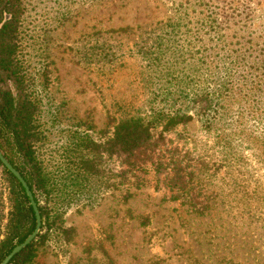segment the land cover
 <instances>
[{
    "label": "rangeland",
    "instance_id": "1",
    "mask_svg": "<svg viewBox=\"0 0 264 264\" xmlns=\"http://www.w3.org/2000/svg\"><path fill=\"white\" fill-rule=\"evenodd\" d=\"M186 1H191L190 6L197 3L22 1L18 59L27 82L25 89L39 101L43 139L35 145L38 159L43 169L66 163L75 169L81 158L94 157L97 164L96 174L83 172L87 199L67 208L60 227L42 229L29 264L264 262L262 50L245 51L248 59L241 73L245 72L247 79V101L240 135L239 127H234L236 106L232 111L230 176L223 171L216 177L200 175L191 162L197 179L177 191L171 187L169 171H156L147 162L145 172L137 171L130 179L133 187L127 189L133 196L125 203L122 196L126 187L122 190L118 186L123 168L120 161L104 155L97 159L86 142L82 143L88 138L101 144L108 117L117 120L124 112L141 109L145 104L149 107L155 98L145 88L150 84H162L168 93L172 92L166 103L175 101V107L184 101L181 91L194 94L198 90L200 80L196 74L203 64L196 58L207 49L212 53L209 47L217 43V36L203 27L206 22L201 18V8L196 7L188 16L183 14L180 5ZM255 29L261 33L259 49H264V26L257 24ZM256 55L263 63L252 64ZM256 82L262 91L256 92ZM161 93H157L158 99L164 98ZM158 148V160H183L182 167L189 158L209 162L222 158L213 136L201 131L195 119L166 135ZM239 166L242 172L237 173ZM107 177L108 188L104 186ZM0 190L7 191L1 173ZM175 195L177 198L172 199ZM39 199L49 209L58 201L43 195ZM197 202L209 205L203 217L193 213Z\"/></svg>",
    "mask_w": 264,
    "mask_h": 264
},
{
    "label": "trees",
    "instance_id": "2",
    "mask_svg": "<svg viewBox=\"0 0 264 264\" xmlns=\"http://www.w3.org/2000/svg\"><path fill=\"white\" fill-rule=\"evenodd\" d=\"M22 1L0 0V152L27 184L37 205L42 225L35 239L8 264L31 262L34 258L33 247L42 238V229L60 227L67 208L87 199L83 172L94 175L97 167L93 157L91 160L81 158L75 169L66 163L59 166L48 165V170L43 169L38 159L35 145L40 144L43 139L39 130V101L27 93V82L18 59L20 20L24 13ZM190 3L191 1H186L185 5H180L183 14L188 16L196 7L201 8V18L206 22L203 27L209 34L217 36V43L212 42L209 47L214 52L211 50L212 53H209L207 49L196 58L203 64L201 72L196 74V78L200 80L198 90L194 94L181 91L184 101L175 107V101L166 103L172 92L168 93L160 83L156 86L150 84L145 88L155 98L148 103L149 107L145 104L141 109L124 112L117 120L108 117L104 141L101 144H95L88 138L82 141L86 142L97 159L104 155L106 159L115 156L120 161L123 168L118 174V186L122 190L126 187L122 196L125 203L133 196L127 189L133 187L130 179L137 171L145 172L147 162L156 171L161 168L169 171L170 182H173L171 187L177 191L184 190L187 183L197 179L191 162L198 167L197 173L209 177H216L222 171L230 176L232 170L231 116L233 107L236 106L237 121H234V127H239L240 135L247 101L245 96L248 92L246 75L241 71L246 69V50L264 52V49H259L261 33L255 29L257 24L258 27L264 26V19H261L264 14V0H197L193 6ZM255 57L256 61L252 64L263 63L261 57ZM259 77L260 75H256V78ZM257 84L258 82L254 86L256 92L262 91L261 84ZM158 92H162L164 98L158 99ZM194 119L201 131L213 136L214 145L222 155L221 160L209 162L200 157L189 158L186 159L184 167L181 166L183 160L171 159L168 163L158 160L155 156H159L158 146L164 143L165 136L175 133L177 127L187 125ZM240 168L241 166L237 168V173L242 172ZM0 173L7 184L6 193L0 190L1 262L16 245L21 244L31 234L35 218L20 184L1 163ZM105 184L108 188V177L104 186ZM231 184L239 187L235 181H231ZM42 195L58 201L49 209L41 205L39 198ZM176 198L177 195L172 199ZM192 200L191 196L189 202ZM196 204L198 207L193 206V213L199 217L205 216L209 205L203 202ZM56 205L59 208L54 207Z\"/></svg>",
    "mask_w": 264,
    "mask_h": 264
},
{
    "label": "water",
    "instance_id": "3",
    "mask_svg": "<svg viewBox=\"0 0 264 264\" xmlns=\"http://www.w3.org/2000/svg\"><path fill=\"white\" fill-rule=\"evenodd\" d=\"M0 163L3 165V167L18 181L21 188L23 189L28 201L29 205L33 211L34 218H35V226L31 234L19 245H16L8 255H6L3 260L0 262V264H8L11 259L17 255L20 251H22L24 248H26L34 239L35 237L40 233L41 230V217L39 215V211L37 208V205L34 201V198L32 196L31 191L29 190L27 184L21 177L18 171L15 170V168L5 159V157L0 152Z\"/></svg>",
    "mask_w": 264,
    "mask_h": 264
}]
</instances>
